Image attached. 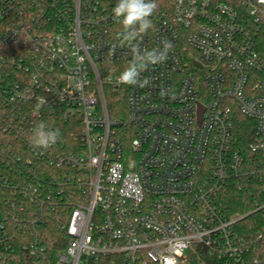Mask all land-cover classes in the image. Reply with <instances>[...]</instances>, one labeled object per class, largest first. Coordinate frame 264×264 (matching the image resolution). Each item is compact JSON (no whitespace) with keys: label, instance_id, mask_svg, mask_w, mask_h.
Instances as JSON below:
<instances>
[{"label":"built area","instance_id":"1","mask_svg":"<svg viewBox=\"0 0 264 264\" xmlns=\"http://www.w3.org/2000/svg\"><path fill=\"white\" fill-rule=\"evenodd\" d=\"M116 3L0 0V46L11 47L0 69L24 73L8 102L31 105L18 119L63 108L81 122L79 151H38L79 172L56 264H262L264 0H156L141 51L173 47L142 72L143 88L116 82L131 59ZM243 187L256 195L252 236L248 214L229 215L223 199ZM31 252L48 264L43 248Z\"/></svg>","mask_w":264,"mask_h":264},{"label":"trees","instance_id":"2","mask_svg":"<svg viewBox=\"0 0 264 264\" xmlns=\"http://www.w3.org/2000/svg\"><path fill=\"white\" fill-rule=\"evenodd\" d=\"M10 48L0 46V53H11ZM23 74L7 62L0 69V259L10 264H37L41 257L31 251L43 248L47 263L56 264L59 252L69 240L62 224L69 221L78 201L79 172L51 164L38 153L42 149L34 148L30 141L34 128L43 122L49 130H59L53 150L77 152L82 146L81 122L76 117H64L63 108H46L41 118L29 122L19 120L17 116L25 115L31 105L13 106L8 97ZM223 197L229 215L244 216L253 210L256 195L243 187L229 189ZM258 215L252 213L242 219V234L256 233L252 221ZM259 257L264 264V255ZM87 264H122V258L119 255L94 258ZM206 264L221 262L207 259Z\"/></svg>","mask_w":264,"mask_h":264},{"label":"clouds","instance_id":"3","mask_svg":"<svg viewBox=\"0 0 264 264\" xmlns=\"http://www.w3.org/2000/svg\"><path fill=\"white\" fill-rule=\"evenodd\" d=\"M157 7L156 0H117L112 11L114 18L124 29L120 43L121 46L127 45L131 54L127 66L117 77L118 84L146 87L150 80L147 77L141 79L142 72L146 71L149 65L160 64L168 59V53L173 47L170 41H163L162 49L141 51L140 48L139 42L153 27L150 17ZM160 94L164 97L169 92L162 89ZM59 136V130H49L46 124L40 122L34 128L30 142L34 148L47 150L58 142Z\"/></svg>","mask_w":264,"mask_h":264}]
</instances>
